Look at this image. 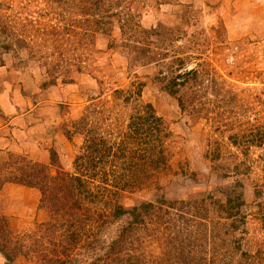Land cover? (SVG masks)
<instances>
[{
	"label": "rangeland",
	"instance_id": "rangeland-1",
	"mask_svg": "<svg viewBox=\"0 0 264 264\" xmlns=\"http://www.w3.org/2000/svg\"><path fill=\"white\" fill-rule=\"evenodd\" d=\"M0 264H264V0H0Z\"/></svg>",
	"mask_w": 264,
	"mask_h": 264
},
{
	"label": "trees",
	"instance_id": "trees-1",
	"mask_svg": "<svg viewBox=\"0 0 264 264\" xmlns=\"http://www.w3.org/2000/svg\"><path fill=\"white\" fill-rule=\"evenodd\" d=\"M149 107V109H151L150 105H147ZM145 120L146 122V128H144L143 133H145V137H146V144L149 146L148 149L149 150H154V148L157 147L158 143L160 142V138L159 136L156 134V125L159 121V118L152 114L147 112L146 116H145ZM156 124V125H155ZM154 140L159 141L157 142V145H154L152 143H150L151 141L153 142ZM158 149V148H157ZM89 152H88V157L90 158L91 155H93L98 149L92 145H89ZM160 152V151H158ZM91 159V158H90ZM93 160V158L91 159V161ZM92 166H95L94 162H91ZM125 185L127 184V182L124 183ZM152 205L150 203H146V204H142L140 208H144V209H148L150 208ZM137 209V208H135ZM132 212H135V210H133Z\"/></svg>",
	"mask_w": 264,
	"mask_h": 264
}]
</instances>
